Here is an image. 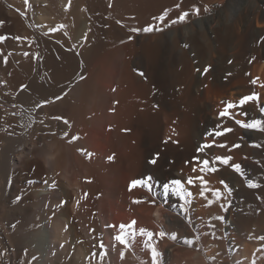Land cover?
<instances>
[{"label": "bare ground", "instance_id": "6f19581e", "mask_svg": "<svg viewBox=\"0 0 264 264\" xmlns=\"http://www.w3.org/2000/svg\"><path fill=\"white\" fill-rule=\"evenodd\" d=\"M210 5L0 0L8 37L0 42V264H152L153 249L157 264H264V213L254 244L239 235L240 209L264 190L246 185L256 180L264 132L235 123L264 120V0ZM166 10L164 22L153 19ZM148 25L163 30L130 31ZM243 40L256 48L242 64ZM253 92L259 101L241 106ZM228 103L235 107L221 117ZM224 128L233 131L208 135ZM213 140L226 147L198 151ZM224 150L232 159L218 166ZM148 175L151 191L129 190ZM172 180L183 199L164 193ZM132 221L125 247L114 237Z\"/></svg>", "mask_w": 264, "mask_h": 264}, {"label": "snow or ice", "instance_id": "6c2138e0", "mask_svg": "<svg viewBox=\"0 0 264 264\" xmlns=\"http://www.w3.org/2000/svg\"><path fill=\"white\" fill-rule=\"evenodd\" d=\"M27 2H28V0H25V3H27ZM9 7H11V5H9ZM175 7H176V8H179L180 5L177 4ZM205 10L207 11V7H205ZM194 11H195L197 14H199V12H200V8H199V7H194ZM188 15H189V13H188L187 11L181 12L180 15H179L175 20H172V21H171V23L182 22V21L185 20V18H186ZM165 16H167V10H166L162 15H160L159 17H154L153 19H154V20H159L160 22H164V20H165ZM3 23H4L3 21H0V24H3ZM118 23H119V22H118ZM61 27H63V26H61ZM56 30H57V29H51V31H56ZM141 30H142L143 32H146V33H147V32H152V31H162L163 29H161V28H159V27H155V26H153V25L145 26L143 29H140V28H132V29H130V31H132V32H140ZM7 38H8L7 36L0 35V42L5 41ZM14 39H16V40H21V39H26V38H25V37H19V36H17V37H14ZM129 39H132V37L129 36ZM261 40H264V37H262ZM24 55H28V53H24ZM3 59H4L5 62H7V57H3ZM253 59H254V58H253ZM250 62H251V61H250ZM208 71H209V68H205V69H204V72H205V73H207ZM140 74L143 75V73H140ZM83 78H84V77L81 76V79H83ZM256 82H257V81H256L255 79L252 80V83H253V84H255ZM22 87H26V86H22ZM61 98H62V97H60V96L56 97L57 100H58V99H61ZM259 99H260L259 94L253 92V93L250 94V95H246V96L242 97V98L240 99V101H239V104H240L241 106H243L244 104H246V103H248V102L259 101ZM47 103H49V101L45 100V101H43L41 104H37L36 106H37V107H42L44 104H47ZM233 107H235L234 104H232V103H228V104L225 106L224 110L220 112V116H221V117L229 116V115H230V113H229V109H230V108H233ZM260 112H261L262 114H264V106H262V107L260 108ZM244 115L247 116V113H244ZM55 119L60 120V119H63V118H62V117H55ZM63 122H64L66 125L69 123L67 120H64ZM235 123L238 124V125H240V126H241L242 128H244V129H253V130H259V131H261V132H264V120H261V119H251V120H250L249 122H247V123H245V122L242 121V120H236ZM218 127H219V126H218ZM231 131H233V129H231V128H224L222 131H218V130H217V131L209 132L208 135H213V136L219 137V136H222V135H224L225 133H228V132H231ZM63 135H64V136H67L68 133L65 132ZM77 138H78V137H75V136H74V137H72V140H75V139H77ZM165 142H167V141H165ZM214 146L226 147V145H223V144H222V145H216V144H215V141L213 140L212 143H206V144L202 145L200 148H198V151H201V152H202L205 148H212V147H214ZM255 146H256V147H259V145H255ZM233 147H234V148H238V147H240V145H239V144H235V145H233ZM109 159L111 160L112 157H109ZM197 159H199V158L197 157ZM231 159H232L231 157H227V156H224V157H222V156H216V157L214 158V161H219L220 163H223V164L227 165ZM155 162H156L155 159H153V160L151 161V163H153V164H155ZM209 164H210V161H209L208 159H204V160L202 161V165H203V167H202L200 170L203 172V171L209 169ZM231 167H232L236 172H241V165H239V164H232ZM194 170H195V169H194ZM211 170H212V171H216L215 168H212ZM198 179H200L202 183H207L206 181L203 180L202 177H198ZM151 180H152V176H151V175H148L147 177H145V178H143V179L133 180V181L131 182L130 186H129V190H131L132 188H134V187H136V186H143V187H146L149 191H151L152 185L149 183V181H151ZM192 182H193V181H192L191 178H190L189 181H188V183L191 184ZM220 183H221L222 185H224L225 188H228L227 184H226L224 181H221ZM247 185H248L249 188H259V187H260L259 184L253 182L251 179H249V180L247 181ZM53 186H55V181H53ZM163 189H164V193H165V194H167V193L169 192V190H171L174 194L180 196L181 199H183L184 196H185V192L182 191V184H181V181H180V180H172V181H170V182H168V183H164V184H163ZM230 191H231V189H229V192H230ZM187 194H188V195H191V193H187ZM214 194L216 195L217 198H219L220 195H221V193H220L219 190H215V193H214ZM200 195L203 196V195H204V192L201 191ZM16 199L19 200L20 197L17 196ZM140 202H141L140 200H134V201H133V203H140ZM209 203H211V201H209ZM216 219H218V220H223L224 217H217ZM134 224H135V221H132V222H131L129 225H127V226H125V225H121V226H120V228H121V232H120V234L116 235V236L114 237V239H115L116 241H118L121 245H124L125 247H127V246H128V240L126 239V236H125V234H124V232H123V229H124L125 227L131 228L132 225H134ZM140 232H141L142 235H143V234H146L148 237H151V236L153 235L151 232H146L145 229H141ZM132 235L134 236L135 233H132ZM160 235H161V236H164L165 233L161 232ZM173 238H175V234H173ZM261 239H264V237H261ZM185 243L191 245V244L194 243V241H193V240H190V239H186V240H185ZM101 247H103V244H102V243H101ZM123 256H124V252L122 251V252H121V258H123ZM158 256H159V253H158L155 249H153V250H152V264H157V258H158Z\"/></svg>", "mask_w": 264, "mask_h": 264}, {"label": "rangeland", "instance_id": "374dc122", "mask_svg": "<svg viewBox=\"0 0 264 264\" xmlns=\"http://www.w3.org/2000/svg\"><path fill=\"white\" fill-rule=\"evenodd\" d=\"M198 1L200 4L211 6L210 3H212L213 1H216V0H198ZM254 46H255V44L251 43L249 40L248 41L243 40L241 42V44H240V50H242L241 56H243L245 58V59L243 57H242L243 59L241 58L242 64L245 63L246 61H248L249 57H251L254 54L253 50H255V48H256V46L255 47ZM159 85H162L161 81H159ZM157 90L159 91L160 98L162 100H165L163 92H161L162 89L160 87H158ZM257 145H259V148H261V150H262L259 158L255 160L259 166L258 171L256 172V177H255V179H256L255 183L260 185V187L257 188L259 190L264 185V137H262L259 140ZM221 156L222 157H224V156L230 157L229 152L227 150H224L223 153L221 154ZM216 164L218 166H224L225 165L223 163H220L219 161H216ZM248 180H249V178H246V185H247ZM214 204L217 205L218 202L215 201ZM263 213H264V190L260 189L259 192L257 193V205L254 206L251 202L245 201L242 208L240 209V212H239V219L241 221L245 222V224H246L245 229L241 228L239 230V235H240V238L243 242L248 243V244H254V238L252 236L253 225L256 224L255 221L258 218H259V220L261 219V217L263 216Z\"/></svg>", "mask_w": 264, "mask_h": 264}]
</instances>
